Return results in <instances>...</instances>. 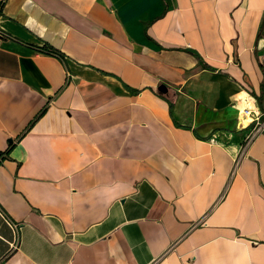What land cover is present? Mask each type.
Here are the masks:
<instances>
[{"label":"crops","instance_id":"crops-1","mask_svg":"<svg viewBox=\"0 0 264 264\" xmlns=\"http://www.w3.org/2000/svg\"><path fill=\"white\" fill-rule=\"evenodd\" d=\"M0 1V264H264V0Z\"/></svg>","mask_w":264,"mask_h":264},{"label":"built area","instance_id":"built-area-1","mask_svg":"<svg viewBox=\"0 0 264 264\" xmlns=\"http://www.w3.org/2000/svg\"><path fill=\"white\" fill-rule=\"evenodd\" d=\"M0 35H4L2 32H0ZM241 115L250 116L249 123L254 122L253 129L250 132V134L247 137V141H249L253 136H255L257 133L263 131L264 126V111H253L249 108L244 107L241 109Z\"/></svg>","mask_w":264,"mask_h":264},{"label":"trees","instance_id":"trees-1","mask_svg":"<svg viewBox=\"0 0 264 264\" xmlns=\"http://www.w3.org/2000/svg\"><path fill=\"white\" fill-rule=\"evenodd\" d=\"M2 5H3V1H0V11H1ZM263 30H264V15L262 17V21H261L260 26H259L258 35H260L263 32ZM42 49H44V51H46L48 53L55 54V55L62 57V53L59 50L53 49L52 47L45 46ZM8 149H9V146L6 149V151Z\"/></svg>","mask_w":264,"mask_h":264},{"label":"water","instance_id":"water-1","mask_svg":"<svg viewBox=\"0 0 264 264\" xmlns=\"http://www.w3.org/2000/svg\"><path fill=\"white\" fill-rule=\"evenodd\" d=\"M158 89L161 90V91H165V90H166V88H165L164 85H159V86H158Z\"/></svg>","mask_w":264,"mask_h":264},{"label":"bare ground","instance_id":"bare-ground-1","mask_svg":"<svg viewBox=\"0 0 264 264\" xmlns=\"http://www.w3.org/2000/svg\"><path fill=\"white\" fill-rule=\"evenodd\" d=\"M246 118H248V120H250V116L249 115H247Z\"/></svg>","mask_w":264,"mask_h":264}]
</instances>
